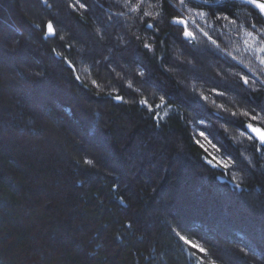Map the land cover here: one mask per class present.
<instances>
[{"label": "trees", "instance_id": "trees-1", "mask_svg": "<svg viewBox=\"0 0 264 264\" xmlns=\"http://www.w3.org/2000/svg\"><path fill=\"white\" fill-rule=\"evenodd\" d=\"M74 2L0 0V264H264V144L252 138L244 151L223 133L188 121L190 115L212 120L206 103L217 100V93L201 89L205 102L186 97L152 55L160 41L167 45L177 33L183 36L173 23L180 16L174 1L144 0L141 12L131 13L124 0H81L86 10L71 9ZM241 6L227 0L205 8L211 17H229ZM149 10L156 13L144 16ZM119 12L127 15L117 17ZM104 15L113 17V31H138L144 43L157 44L149 49L133 39L100 67L119 58L144 68L146 83L165 96L163 102L146 94L151 108L129 105L137 93L96 78L95 62L107 45L95 44L90 21ZM49 19L54 38L43 34ZM60 28L81 44L92 42L91 50L78 53L60 41ZM248 77L249 85L237 77L223 86L198 74L217 91L248 103L226 121L246 137L247 124L264 125V91ZM93 79V89L112 96L85 87ZM252 111L263 118L243 114ZM201 131L220 141L224 156L236 164L225 168L223 154L211 155L200 142ZM73 155L94 157L99 167L78 164Z\"/></svg>", "mask_w": 264, "mask_h": 264}, {"label": "clouds", "instance_id": "clouds-1", "mask_svg": "<svg viewBox=\"0 0 264 264\" xmlns=\"http://www.w3.org/2000/svg\"><path fill=\"white\" fill-rule=\"evenodd\" d=\"M120 0H117L119 3ZM124 6L128 9V12L133 11V7L130 4L126 3L124 0ZM49 7L51 5L49 4ZM117 17L127 15L124 12H119L116 14ZM140 19H143L141 17ZM53 23V20H47L46 26L48 23ZM91 25V33L93 35V41L97 45H107L106 52L102 53L101 57L96 60L94 69L96 70V78L97 79H107L108 85L106 87H123L125 89H129L138 94L136 99H129L127 104L132 105L136 103H141L143 101V97L147 95H158L159 99L165 96L156 91L155 88L150 87L146 81L149 76V73L142 67L138 65H133L129 63H125L122 59L117 58L116 62L108 63V67L102 68V65L105 62H109L114 54H116V48L127 46L134 39L139 46L143 45L145 37L138 31H132L131 29H116L113 31L114 21L112 16H105L101 19L94 18L90 21ZM151 24H147L146 28ZM37 28H43L42 24H37ZM44 36L48 37L50 35L54 36L56 34H50L48 28L44 31ZM178 39L170 40L169 44H164L163 41H160L159 51L158 53H153V57L156 62L159 64L163 73L166 74L168 78H170L174 85L181 88L186 97H198L202 101H207L203 99L204 96L200 94V90L217 93V100H213L210 103H206L207 106L211 109L213 119L210 121L197 120L195 116H189L188 121H195L196 125H204L208 129H215L217 132L223 133L225 139L232 142L233 146H238L241 144H245V141L242 139L244 137L245 132L240 131L238 134L236 132V128L230 126L227 123V119L229 117H238L240 116L241 109L248 107V103L241 96L233 94L228 91H217L216 87H213L210 83H205L198 79V74H206L213 81H219L223 84H235L237 82V77L239 76V72H236L231 67V62L228 59L227 53L221 51L219 47L214 46L213 44L203 43V44H193L190 43L186 37L181 36L179 33L176 34ZM58 38L60 41L65 42V44L70 45L76 49L78 53H83L86 50H91L92 42L87 44H81L78 41L71 38V33L64 30L63 28L59 29ZM112 40V43L109 44V40ZM151 39V37H148ZM181 39L184 43H181ZM157 44L156 41H153L151 48ZM146 48V47H145ZM55 51V49H53ZM57 56H62V52L55 51ZM119 57V54H116ZM165 55L169 56V62H164ZM76 58H79L77 56ZM35 75L42 76L43 72H35ZM98 74V75H97ZM91 80L89 83L85 84V87L92 89L95 92L96 96H100L102 94H106L112 96L111 91L105 92L104 89H100L97 91L93 89V81ZM261 91H264V85L260 86ZM246 90H250L251 93L255 92V89H252L251 86ZM260 91V92H261ZM219 92V94H218ZM178 106H181L178 104ZM246 113V112H245ZM244 114V113H243ZM200 136L203 137L206 141H208L212 148L217 152V155L223 154L224 156V148L223 145L216 139L213 142V138L204 131L200 132ZM248 140H252V137L249 136ZM76 143H80L79 140L75 141ZM196 147L203 151L204 149L200 145V142L195 141ZM246 145V144H245ZM182 150L185 145L181 143L179 145ZM255 147L259 148V146L255 145ZM226 161L229 162V165H235L236 161L231 156H224ZM244 158L248 161H251L252 156L248 153L244 154ZM73 159L78 164H85L86 160L92 161L91 164H87V166L91 167H99L96 158L91 156H77L73 155ZM246 255H251L247 250H244ZM212 264H219V262L211 260ZM250 264H255V261H251Z\"/></svg>", "mask_w": 264, "mask_h": 264}, {"label": "rangeland", "instance_id": "rangeland-1", "mask_svg": "<svg viewBox=\"0 0 264 264\" xmlns=\"http://www.w3.org/2000/svg\"><path fill=\"white\" fill-rule=\"evenodd\" d=\"M173 1L179 10L180 17L188 22V30L194 33L195 39L186 38L188 41L199 42L200 44L201 42L206 41L211 44L208 37L204 35V32H208L214 39L218 41L221 51L227 53L231 65L233 64L237 66V72H239L238 77H240L241 81V77L247 75L250 76L252 80H254L255 84H259L260 86L264 85V65L260 63V59L264 57V53H260L257 50L261 44H264V26L260 25L255 15H253L254 13L251 12V10H248L249 6L241 4L242 6L239 7V9L232 11L231 15L228 17L229 20H217L216 16L211 17L210 12L205 7L223 5L227 0H221L220 3H217L216 0H210L208 5H204L203 0H186V4L184 6H180L178 0ZM191 2L194 4H191ZM148 12H150V10ZM151 12L156 13L154 10H151ZM201 12L205 13V15L201 16ZM256 12L257 14H255L258 15V11ZM260 15L261 14H259V16ZM232 19H235L237 23L233 24L231 22ZM176 25L180 27L183 33L185 26L180 24ZM249 31L254 33L253 37H249L247 35V32ZM245 41H248V43H245ZM219 84L223 85V83L220 82ZM253 115L257 117L256 120L258 121L264 117L263 113H255L254 111H252V115L248 114L245 115V117L252 118ZM253 126L264 129V125L260 124L259 122H257V124H253ZM198 134L200 136V133ZM247 135L249 134L247 133ZM247 138L248 137L245 135L242 138L246 144H241V148H244V151L248 149V146H250L248 143L249 140ZM200 142H202L204 146L209 147L212 150L211 155H214V149L208 141L200 136ZM215 153L217 152L215 151ZM203 206L205 207L204 204ZM206 206L208 208L210 207L208 204H206Z\"/></svg>", "mask_w": 264, "mask_h": 264}, {"label": "snow or ice", "instance_id": "snow-or-ice-1", "mask_svg": "<svg viewBox=\"0 0 264 264\" xmlns=\"http://www.w3.org/2000/svg\"><path fill=\"white\" fill-rule=\"evenodd\" d=\"M217 3H220L221 0H216ZM242 2H246L248 4H252L256 7H258V9L260 10L261 13H264V2H260L258 3L257 0H242ZM45 3H47V0H45ZM126 3L127 4H130L132 5V0H126ZM144 3V0H138V3L136 5H132L133 7V11L135 12H141L142 11V8H141V5ZM178 3L180 6H184L186 4V0H178ZM210 3V0H203V4L204 5H208ZM69 7L73 10H75L77 7H79L80 9H87V4L86 3H83L81 2V0H75L74 3L72 4H69ZM199 7V6H198ZM144 16H148V17H152L153 16V13L152 12H144L143 13ZM201 16H204L205 13L201 12L200 13ZM215 15V14H214ZM217 20H221V19H228L227 16H217L216 17ZM173 22L176 23V24H180V25H184V29H183V34L186 38L188 39H195V36H194V33L190 30H188L187 28V21L183 18H181L178 14L174 17L173 19ZM233 24H236L237 21L235 19H232L231 21ZM149 27H153V25H149ZM47 28H48V31L50 34H55V27H54V24H52L51 22L48 23L47 25ZM204 35L206 37H208L209 41L211 42V44H213L214 46L216 47H219V43L216 39H214L208 32H204ZM247 35L249 37H253L254 36V33L252 31H249L247 32ZM245 43H248V41H245ZM146 48H149L151 49V45L150 44H146L145 45ZM260 53H264V44H261V46L258 47L257 49ZM70 63V62H69ZM260 63L262 65H264V57H262L260 59ZM77 79H79V76H77ZM243 83L245 85H249L251 83L250 81V78L247 76V75H244L243 77H241ZM93 84H97V81H93L92 82ZM98 86V85H97ZM219 94V92H218ZM116 99L120 100V101H123L124 100V97L123 96H120V95H117L116 96ZM203 99L207 100L208 97L207 96H204ZM162 102L164 101V98L161 97L160 99ZM142 104H145L147 107L151 108V105H148V102L147 100H143L141 101ZM161 105H157L156 107H160ZM244 115H248V113H244ZM252 119L253 120H256L257 117L255 115L252 116ZM248 127L252 129V131L257 135V137L259 138V141L261 144H264V130H262L261 128L259 127H254L253 124H248ZM85 163H88V164H91L92 161L90 160H86ZM209 163H212V161H209ZM220 163L225 167L227 168L229 166V162L228 161H220ZM195 248H197L199 250V252L202 254V255H207L208 254V250L206 248H204L203 246L201 245H194Z\"/></svg>", "mask_w": 264, "mask_h": 264}, {"label": "water", "instance_id": "water-1", "mask_svg": "<svg viewBox=\"0 0 264 264\" xmlns=\"http://www.w3.org/2000/svg\"><path fill=\"white\" fill-rule=\"evenodd\" d=\"M231 1H234V2H237V3H240V4L247 5V6L251 7V8H253L254 10L258 11L259 14H261V12L258 10V8H257L256 6H254V5H252V4H248V3H246V2H242V0H231ZM257 2H258V3H260V2H264V0H257ZM261 15H262V17H263V19H264V14H261ZM55 34H56V31H55ZM55 36H56V35H54V36L50 35V36H48V37H49V38H54ZM262 130H264V129H262ZM247 133H248L253 139H255V140H259V138L257 137V135H256V134L252 131V129L249 128L248 126H247Z\"/></svg>", "mask_w": 264, "mask_h": 264}, {"label": "bare ground", "instance_id": "bare-ground-1", "mask_svg": "<svg viewBox=\"0 0 264 264\" xmlns=\"http://www.w3.org/2000/svg\"><path fill=\"white\" fill-rule=\"evenodd\" d=\"M258 8V7H257ZM259 10V9H258ZM260 11V10H259ZM261 14H264V13H261ZM262 16V15H261Z\"/></svg>", "mask_w": 264, "mask_h": 264}, {"label": "flooded vegetation", "instance_id": "flooded-vegetation-1", "mask_svg": "<svg viewBox=\"0 0 264 264\" xmlns=\"http://www.w3.org/2000/svg\"><path fill=\"white\" fill-rule=\"evenodd\" d=\"M251 8V7H250ZM261 18V15L259 16ZM263 18V17H262Z\"/></svg>", "mask_w": 264, "mask_h": 264}]
</instances>
